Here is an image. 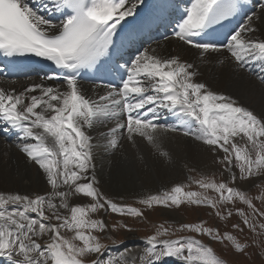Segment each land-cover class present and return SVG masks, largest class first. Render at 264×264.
<instances>
[{
    "label": "snow or ice",
    "instance_id": "snow-or-ice-1",
    "mask_svg": "<svg viewBox=\"0 0 264 264\" xmlns=\"http://www.w3.org/2000/svg\"><path fill=\"white\" fill-rule=\"evenodd\" d=\"M143 4L144 0H0V54L13 63L33 56L50 62L53 74L42 80L55 82L32 84L19 92L0 88V130L18 137L19 150L42 170L50 187L45 194L0 192V258L5 264H119L104 258L107 246L95 233H104L108 225L93 217L101 210L133 217H143V212L110 199L95 175L88 130L111 120L115 125L100 135L113 149L119 146L117 137L127 133L130 141L139 137L159 151V132L165 130L181 131L222 153L221 174H227L228 182L195 181L217 198L185 191L178 184L140 200L147 208L188 203L216 210L220 216V205L238 199L253 216L264 217L245 192L229 186L264 176V114L209 90L196 80L195 65L178 55L161 56L148 48L128 59L124 55L114 59L124 46L123 25ZM241 13L242 22L223 33L222 41L207 39ZM172 15L177 17L172 35L178 41L199 50L201 57L223 50L240 68L258 65L255 74L264 82V39L257 35L264 27V0H191L190 6ZM109 66L119 73V84L110 82L106 94L93 99L80 81L88 72H105ZM162 116L179 123L162 125L158 123ZM71 197L90 202L70 203ZM237 214L256 230L249 215L240 209ZM259 227L264 229V224ZM179 230L226 239L236 251L245 247L203 222L182 224ZM167 232L158 230L147 238L140 257L143 264H166V258H176L180 264H225L200 240L159 239Z\"/></svg>",
    "mask_w": 264,
    "mask_h": 264
},
{
    "label": "rangeland",
    "instance_id": "rangeland-1",
    "mask_svg": "<svg viewBox=\"0 0 264 264\" xmlns=\"http://www.w3.org/2000/svg\"><path fill=\"white\" fill-rule=\"evenodd\" d=\"M262 87L264 88V86ZM224 94L231 96L240 105L248 107L255 114H264L251 98L248 99L246 97L245 93L238 91L236 92L237 96L229 92ZM178 123V121H174L175 125ZM160 124L167 123L160 122ZM179 132L181 133L180 137L185 139L184 142H186V139L188 141L191 140V144L198 150L196 153L199 152V154L194 152L186 153L179 150V144H172L170 143V139L168 140L170 137L166 134H169L170 131L165 130L160 131L159 151L148 142L146 144L140 140L130 141L131 144H129L128 149L123 148L122 152L120 151L121 155L118 157L120 169L118 172L123 174V178H113L115 182L112 180L109 182L114 185H120L122 182H125L126 185L129 183V185L134 187L135 185L131 184V181L139 182L142 179L143 181H140L137 187H130L132 191L130 190L129 194L111 191L109 189L110 186L106 184L107 181L101 182L98 172L96 174L95 170V175L100 181L102 192L118 204L138 208L143 212V217L117 215L111 212L105 213L103 210L94 215L93 218L102 219L108 225V229L104 233H95L101 237V243L107 246L104 258L108 259L111 257L118 261L119 264H143L140 257L144 255V250L147 247V238L155 235L158 230L163 232L164 229H167V234L161 235L159 239L177 240L192 237L200 240L203 244L210 246L215 255L223 260L225 264H264V229L259 227V225L264 224V217L253 216L251 214L252 210L238 199L235 203L220 205V216L216 215V210L188 203L182 204L178 208H166L163 206L147 208L140 203V200L150 195L163 194L178 184L184 185L185 191L198 192L202 195L217 198L215 192L201 189L195 181L207 178L215 180L217 183L228 182L227 174H221L224 171L223 166L219 164V157L222 153H214L209 150L208 146L190 137H185L181 131ZM161 152L167 153V157L161 155ZM160 161L162 164H165L161 165ZM156 164L161 165V168H158ZM121 165H123L122 168ZM141 167L145 168V172L143 171L144 174L142 173L140 176ZM236 171L238 175V170ZM43 181L45 182V178ZM45 185H47L46 182ZM229 186H236L239 190L245 192L252 200L256 209L264 212V176H254L247 180H238L235 185L229 183ZM29 190L0 188V192L5 194L47 193V191L43 192L41 189H38L39 192ZM88 202H90V198H84L82 201L78 200L77 197L70 198V203ZM237 209L249 215L252 222L257 225L255 231L244 225V217L237 214ZM229 211L232 212L231 216L227 215ZM201 222H203L205 227L218 229L221 235L228 233L234 236L239 243L245 246L244 250L236 251L233 242L226 239L221 241L212 240L206 235L179 230L182 224H199ZM234 224H238L239 228H234ZM114 225L116 226L115 228H113ZM66 235H71V233H66ZM166 264H180V262L176 258H166Z\"/></svg>",
    "mask_w": 264,
    "mask_h": 264
},
{
    "label": "bare ground",
    "instance_id": "bare-ground-1",
    "mask_svg": "<svg viewBox=\"0 0 264 264\" xmlns=\"http://www.w3.org/2000/svg\"><path fill=\"white\" fill-rule=\"evenodd\" d=\"M252 2H254V0H252ZM190 3L191 0H144V4L138 9L137 14L134 17L128 18V22L123 25L124 28L129 27L128 33L125 34L126 38L123 41V52L128 54V56L134 52L130 55L134 56L138 51L154 48L156 49L157 55H178L182 61L195 65L198 73L196 80L205 83L209 90L221 94L226 92L232 94L234 92L233 94L236 96V92H243L246 94V97H248V99L251 98L264 113V88L262 87L264 86V82L255 74L258 70V65L251 68H240L236 65L235 61L232 60L230 55L223 50L220 52L208 53L201 57L199 50L185 45L183 42L173 37L172 32L175 28L177 17L173 16L172 13L182 11L185 6H190ZM228 31L229 30L214 33L209 40L222 41L224 39L223 33ZM133 35H135V37H133ZM257 35L264 39V27L261 28ZM146 36H151V39L147 44L146 42L142 43V46L139 47V44H136L135 41H139L140 37L146 40ZM120 63L123 64L124 61L121 60ZM52 74L53 66L50 67V72L45 75ZM45 75H39L33 68L28 75H22L20 79H6L3 77V71L0 68V88H4L8 91L15 89L19 92L36 83L43 82L47 85H53L55 83L53 81L42 80ZM119 81L120 76L119 73H117L110 82L119 84ZM110 82L102 84L80 82V87L88 96L95 99L98 95L106 94L108 90L107 85ZM163 117L160 118L158 123L164 122L168 125L175 126L173 118L167 116L165 118ZM114 125L115 120H111L103 125L97 124L94 130H88L93 138L92 142L94 144V159L92 162L95 164V170L96 174L98 172L99 180L101 182L107 181L106 184L110 186L109 189L111 191H115V193L118 191L120 194H129L132 188L137 187V184L143 181L142 179H140L139 182L131 181V184L135 185L134 187L129 185V183L126 185L125 182H122L120 185H114L109 182L111 180L115 182L113 178H123V174L118 172L120 169L118 157L121 155L120 151L122 152L123 148L127 150L129 144L132 142L127 138V133H124L117 137L119 141V146L117 148L113 149L108 147L107 141L101 137L100 133L104 132L106 135L108 128ZM0 126V129H2L3 126ZM180 134L179 131H170V133L166 135L170 137L168 138V140L170 139V143L179 144V150L185 151L186 153H196L198 150L191 144V140L188 141V139H186V142H184L185 139L180 137ZM160 135L159 132V138ZM135 140H140L142 143L147 144V141L139 137H136ZM19 143L20 141L15 134L0 130V188H15L17 190L26 191H30L29 189H31L34 192H39L38 189H41L43 192H49L50 187L45 185L46 180L45 182L43 181L45 177L42 170L38 169V166L29 161L25 154L19 150ZM196 154H199V152ZM159 163H161V165L165 164H162L161 161ZM161 165L156 164L158 168H161ZM122 167L123 165H121V168ZM141 168L139 173L140 176L143 171L145 172V168ZM0 264H5L2 258H0Z\"/></svg>",
    "mask_w": 264,
    "mask_h": 264
}]
</instances>
